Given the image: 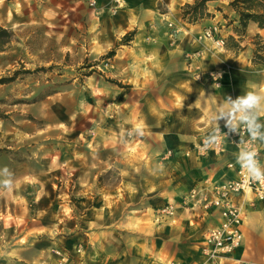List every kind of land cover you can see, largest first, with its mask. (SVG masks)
I'll return each instance as SVG.
<instances>
[{"label": "rangeland", "instance_id": "obj_1", "mask_svg": "<svg viewBox=\"0 0 264 264\" xmlns=\"http://www.w3.org/2000/svg\"><path fill=\"white\" fill-rule=\"evenodd\" d=\"M39 1H0V25L15 35L13 43L0 54V81H7L0 84V108L9 115L7 120H0V264L24 262L19 261L18 248L30 246L28 237L34 231L45 233L50 225L56 228L48 231L52 235L59 233V228H63V234H69L66 224L72 227L75 222L82 223L83 203L93 200L90 191L94 187L101 188L106 196L104 205L109 208H104V215L107 217L113 215V199L108 192L121 187L122 221L135 225L132 230L137 237L134 247L138 253L148 251L154 236L147 231H136L137 225L152 226L153 212L164 204L152 202L151 193L161 188L175 195L181 190V183L174 176L179 165L174 150L173 156L165 159L169 150H149L144 140L132 139L126 133L129 126L126 112L135 113L142 105L141 98L126 85L140 70L149 79L153 77L152 69L161 73L162 61L124 47L121 50L125 53L120 54L117 62L115 58L103 60L125 35L117 34L124 23H119L117 29L113 27L115 23L113 17L112 21L108 20L111 16L108 9L103 21L90 0ZM184 5H161L160 15L137 23L134 29L137 35L131 43L134 48H168L169 72L178 77L188 62L187 49L198 50L203 42L210 41L203 35L211 30L206 28L207 20L196 25L185 22ZM208 9L214 15L213 41H210L213 72H221L223 76L220 84L201 82L207 84L218 102L225 100L224 95L229 97L232 107L227 125L237 124L244 114L261 133L257 115L258 80L264 78V66H255L252 58L254 38L257 35L264 38V33H257L250 26L242 43L245 50L236 57L226 50L224 43L234 35L233 27H227L229 21L224 18V15L230 20L235 18L229 0L211 2ZM146 61L150 65H143ZM195 73L189 74L194 77ZM157 80L155 91L161 93L166 83ZM177 81L170 82L169 90L174 110L183 107L180 94L185 88ZM245 83L250 90L244 104ZM187 90L191 92L193 88L188 84ZM130 126L140 127L147 134L151 132L141 124ZM147 138L153 141L150 135ZM131 208L137 212L130 213ZM147 208H151L149 214ZM58 212L65 216L60 217ZM121 243V253L127 254L129 240L123 239ZM48 244L43 240L35 248L40 255L49 253L53 263L72 264L62 247L48 248ZM156 248H160V243ZM104 249L106 255L98 258L96 264H119L113 258L119 254V247L114 250L113 243L107 241ZM145 260H124L121 264H148Z\"/></svg>", "mask_w": 264, "mask_h": 264}, {"label": "crops", "instance_id": "obj_2", "mask_svg": "<svg viewBox=\"0 0 264 264\" xmlns=\"http://www.w3.org/2000/svg\"><path fill=\"white\" fill-rule=\"evenodd\" d=\"M95 1L97 2L95 9L99 10V15L103 21H106L105 14L109 10L111 16L109 18L107 15V18H109V21H112L113 17L115 23L113 27L117 29L120 26L119 23H124L122 25V31L117 33L119 35H124L132 29L134 30L137 23L141 21L153 20L157 14L160 15L159 7L161 5L167 7L175 3L181 7L184 4H192L194 2V0ZM205 25L208 26L206 28L213 31V18L207 20ZM220 26H223L221 22ZM250 26H254L257 33H264V30H260L257 25L251 23ZM111 30L115 31V29ZM201 45V47L197 48L198 50L193 48L187 49L186 58L188 62L182 67V74H180L179 77L173 75V73L171 75L169 72L170 51L168 48L154 46L134 48L131 45L124 46V49L135 50L137 54L146 53L147 55H153L152 57H157L158 60L162 61L164 66L161 73H156L157 70L155 71V69H152L153 77L151 79L145 77L144 71L140 70L133 75L134 78L132 81H128V85L126 86L131 89L133 94L141 98L139 100H141L140 103H142V105L140 106L141 109L137 110L135 113L133 110L126 112L127 121L129 123L126 133L132 139L139 137L140 141L144 140L146 148L149 150L159 148L174 150V159H176L179 165V171H177L174 176L178 177L181 183V190L175 193V195H171L172 193L169 192V190L164 191L161 190V188L151 193L152 202L155 201L164 204L153 212L154 219L152 226L137 225L139 230L135 228L138 232L147 231L154 236L152 240L154 243L149 250L139 249L143 252L138 253L137 247H134V242H137V237L134 236L132 230L135 225L128 220L122 221L121 187L117 186L113 190H107L109 191V198L113 199V215L110 217L104 215V208H109V205H104L106 196L101 188L94 187L92 191L88 189L90 193L93 194V200L83 203L85 207H83L84 210L82 211L83 214L81 218H83V221L81 224L75 222L72 224V227H70L69 223H65L70 231L69 234H63V230H61L63 228H59V233L55 232L54 235H52L51 232L48 233V231L56 228L49 224L47 225L50 227L45 226L48 228V231H45V233L39 231V233H36V231H34L28 237L30 246L18 248V250H20L19 261L22 260L24 262L17 263L56 264L50 261L51 258L49 253L40 255L37 248H35V245L37 244V247L43 240L49 242L48 248H54V246L58 245L62 247L63 251L71 257L72 264H96L98 258L106 255L104 246L107 241L108 243H113L115 247L114 250H116L117 246L119 247V254L113 256L114 262L119 264L124 260L138 262L144 260V258L146 259L145 263L147 262L148 264L204 263L205 258L201 254L200 248L202 245L200 243L203 241L205 233L210 227L209 222L206 219L197 218L195 213H190L184 208H178L174 216L160 219V221L157 220L158 216L156 215L162 207L178 205L182 201L185 193L196 184L202 185L208 180L222 182L228 178L234 177V173L227 168V164L235 161L237 158L236 152L231 147H229L226 153L220 155L215 153L202 155L200 150H198V147L203 143L204 139L214 135L218 127L226 124L225 122L231 115L230 108L232 107L227 95H224L225 100L218 102L213 92L209 90L207 84H203V82L199 81L195 76L192 77L189 74L193 71L197 73L213 71V47L211 42L205 41ZM122 53H125V51L120 49L117 52L115 61L121 58L120 54ZM128 63L130 65L132 64L131 62ZM143 65H150V63L146 61ZM203 70H205V72H203ZM193 78L196 79L195 82ZM157 79L166 83L161 93L155 91L159 84ZM175 79L178 80L177 82L183 83L185 87L180 94L181 102L183 103V107L180 110H174L172 108V98L169 92L170 82ZM258 81L259 104L257 115L261 126L262 148L264 144V78H259ZM190 83H193V85ZM188 84L193 88V91L190 92L187 90ZM249 90V86H247L246 83L243 84L242 103L244 104ZM114 117L116 118V114ZM135 117H137V121H134ZM135 123L141 124L151 130V132L147 134L146 132H141L140 127L135 128L130 126ZM142 135H144V138ZM147 135H150L153 141L148 140ZM262 169L264 171L263 149ZM253 200L254 197L252 195H241L237 198V202L241 205L243 213L242 232L244 236L243 246L238 252V256L245 259L250 264H264V203L255 202L252 204ZM74 209L75 207L72 206L70 209L72 213ZM150 209L151 208H147L148 214ZM142 211L143 210H141V212ZM134 212L136 213L137 210L131 208L130 213ZM61 214L62 217L65 216L63 212H58L60 217ZM130 215L128 218L132 219ZM36 224H39V222L32 225ZM216 224L217 220L213 219V226ZM25 235L26 232L23 236ZM123 239L124 241L129 240L131 245L127 254H122L120 250ZM157 243H160V248L154 249ZM15 262L16 260H14V263Z\"/></svg>", "mask_w": 264, "mask_h": 264}, {"label": "built area", "instance_id": "obj_3", "mask_svg": "<svg viewBox=\"0 0 264 264\" xmlns=\"http://www.w3.org/2000/svg\"><path fill=\"white\" fill-rule=\"evenodd\" d=\"M95 7L97 2L90 1ZM204 39L213 41V31L207 30ZM219 44V43H218ZM221 72H196L195 77L206 83L220 84ZM231 147L236 152V160L227 168L234 177L222 182L208 180L196 184L182 198L178 205H168L159 209L157 220L174 216L178 208L195 213L197 218L206 219L210 227L200 248L205 258L203 264H250L238 256L243 246V213L237 198L252 195L255 202L264 203V171L262 169L261 133L248 115H241L235 125H221L210 138L204 139L198 150L202 155L226 153ZM173 156L166 153L165 159ZM213 219L217 224L213 226Z\"/></svg>", "mask_w": 264, "mask_h": 264}, {"label": "trees", "instance_id": "obj_4", "mask_svg": "<svg viewBox=\"0 0 264 264\" xmlns=\"http://www.w3.org/2000/svg\"><path fill=\"white\" fill-rule=\"evenodd\" d=\"M14 1V0H0ZM218 0H195L193 4H186L182 7L183 20L189 24L196 25L208 19L214 18L210 13L208 4ZM229 7L233 11L235 18L230 20L227 15H224L225 20H228L227 27H233L234 35H230L225 40V48L228 52L233 53L236 57L245 50L242 46L244 39L247 37V31L251 23L257 25L260 30H264V0H229ZM221 11V10H219ZM137 35V30H133L125 34L116 44L115 47L102 59L113 60L117 52L124 46H130ZM14 33L0 25V54L5 52L13 43ZM254 50L252 63L255 66H264V38L257 35L254 38ZM29 72V71H26ZM112 84H117L121 88H127L114 80H108ZM6 80L0 81L4 84ZM9 115L0 108V120H7Z\"/></svg>", "mask_w": 264, "mask_h": 264}]
</instances>
